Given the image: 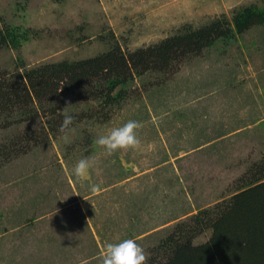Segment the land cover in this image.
I'll return each mask as SVG.
<instances>
[{
    "label": "rangeland",
    "instance_id": "rangeland-1",
    "mask_svg": "<svg viewBox=\"0 0 264 264\" xmlns=\"http://www.w3.org/2000/svg\"><path fill=\"white\" fill-rule=\"evenodd\" d=\"M262 1L0 0V30L30 31L20 48L0 46V79L114 45L131 53L185 27L230 21L234 11ZM128 89L116 108L77 94L63 98L61 117L67 106L73 118L85 115L74 119L68 142L62 122L36 103L31 121L0 115V264H100L105 244L129 239V232L149 258L177 222L235 194L237 181L264 157V25L217 40L169 74L135 77ZM129 120L142 124L137 148L108 156L94 143ZM40 134L22 152L1 153ZM82 158L94 161L84 181L73 175Z\"/></svg>",
    "mask_w": 264,
    "mask_h": 264
},
{
    "label": "trees",
    "instance_id": "trees-1",
    "mask_svg": "<svg viewBox=\"0 0 264 264\" xmlns=\"http://www.w3.org/2000/svg\"><path fill=\"white\" fill-rule=\"evenodd\" d=\"M263 25L264 1L261 6L249 5L234 11L230 21L216 19L198 29L185 27L174 36L131 53L124 54L114 45L92 58L27 69L16 79H0V115L12 123L31 121L38 115L36 103L43 113L61 123L63 117L57 112L63 98L74 94L77 100L98 102L102 108L119 107L129 97V83L135 77L148 72L169 74L173 64L214 46L217 40ZM29 40V30L13 26L0 30V46L18 49ZM81 117L85 115L74 119ZM54 125L52 118V133L56 132ZM41 135L15 140L1 153L10 157L22 152L26 144H37ZM237 182L238 191L228 200L177 222L152 251L147 264H264V157ZM207 231L205 242L194 243ZM133 235L130 232L129 238L133 239Z\"/></svg>",
    "mask_w": 264,
    "mask_h": 264
},
{
    "label": "clouds",
    "instance_id": "clouds-1",
    "mask_svg": "<svg viewBox=\"0 0 264 264\" xmlns=\"http://www.w3.org/2000/svg\"><path fill=\"white\" fill-rule=\"evenodd\" d=\"M69 107L62 110L63 120L59 132L63 134L62 139L68 142L69 133L74 131L72 125L74 118L69 114ZM142 127L138 121L129 120L120 127L112 128L107 134L99 136L94 143L104 149L108 156L117 151H127L139 146L140 140L137 130ZM94 167V161L89 158L80 159L73 169V175L77 180L84 181L90 175V170ZM91 190L96 192L99 187L91 186ZM148 255L139 246L135 239H124L118 243H107L100 256V264H147ZM81 264H87L82 261Z\"/></svg>",
    "mask_w": 264,
    "mask_h": 264
},
{
    "label": "crops",
    "instance_id": "crops-1",
    "mask_svg": "<svg viewBox=\"0 0 264 264\" xmlns=\"http://www.w3.org/2000/svg\"><path fill=\"white\" fill-rule=\"evenodd\" d=\"M198 148V147H195ZM200 148V147H199ZM186 153H188V151H182V155H185ZM182 155H179V157H181ZM130 233V232H129ZM130 237V236H129ZM130 239V238H129Z\"/></svg>",
    "mask_w": 264,
    "mask_h": 264
}]
</instances>
